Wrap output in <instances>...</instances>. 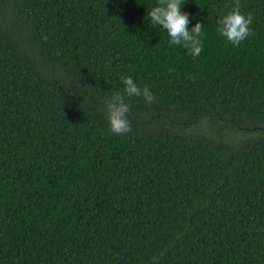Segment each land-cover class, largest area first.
Returning <instances> with one entry per match:
<instances>
[{"label": "trees", "instance_id": "16d2710c", "mask_svg": "<svg viewBox=\"0 0 264 264\" xmlns=\"http://www.w3.org/2000/svg\"><path fill=\"white\" fill-rule=\"evenodd\" d=\"M229 5L181 0L193 58L158 0H0V264H264V0L238 46Z\"/></svg>", "mask_w": 264, "mask_h": 264}, {"label": "clouds", "instance_id": "9594fccd", "mask_svg": "<svg viewBox=\"0 0 264 264\" xmlns=\"http://www.w3.org/2000/svg\"><path fill=\"white\" fill-rule=\"evenodd\" d=\"M229 6L232 10L217 21L216 31L234 46H238L253 34L250 28L253 17L250 13L245 15L240 11V0H234V5ZM181 7V0H158V6H154L148 12V17L152 24L159 25L167 31L171 44L182 45L193 58H196L203 51V42L200 39L203 36V25L197 22L189 29V14L182 12ZM121 79L125 85L123 94L120 91L113 93L106 105L109 130L118 135L132 131L128 120L130 105L126 103V97L143 96L148 103L155 100L148 86L141 89L129 76H122ZM191 79L194 81L195 77ZM157 259L158 257H153V261Z\"/></svg>", "mask_w": 264, "mask_h": 264}]
</instances>
